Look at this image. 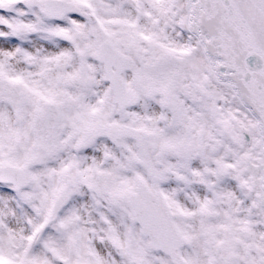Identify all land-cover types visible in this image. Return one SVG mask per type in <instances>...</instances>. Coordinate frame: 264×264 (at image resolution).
<instances>
[{
	"label": "snow or ice",
	"instance_id": "1",
	"mask_svg": "<svg viewBox=\"0 0 264 264\" xmlns=\"http://www.w3.org/2000/svg\"><path fill=\"white\" fill-rule=\"evenodd\" d=\"M0 264H264V0H0Z\"/></svg>",
	"mask_w": 264,
	"mask_h": 264
}]
</instances>
